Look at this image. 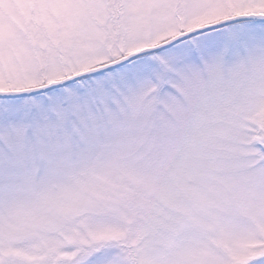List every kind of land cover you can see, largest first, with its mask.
Instances as JSON below:
<instances>
[{
  "label": "snow or ice",
  "instance_id": "snow-or-ice-1",
  "mask_svg": "<svg viewBox=\"0 0 264 264\" xmlns=\"http://www.w3.org/2000/svg\"><path fill=\"white\" fill-rule=\"evenodd\" d=\"M0 264H264V0H0Z\"/></svg>",
  "mask_w": 264,
  "mask_h": 264
}]
</instances>
